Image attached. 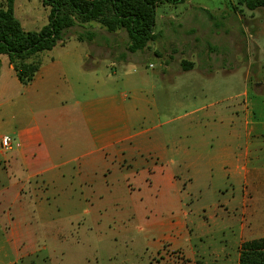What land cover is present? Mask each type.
Segmentation results:
<instances>
[{
  "label": "crops",
  "instance_id": "1",
  "mask_svg": "<svg viewBox=\"0 0 264 264\" xmlns=\"http://www.w3.org/2000/svg\"><path fill=\"white\" fill-rule=\"evenodd\" d=\"M88 25L81 27L90 31L91 52L79 46L87 43L79 37L74 38V45L70 39L59 41L52 50L40 54L41 67L28 85L19 81L8 57L0 56V205L23 202L27 190L44 197L58 196L66 206L87 205L89 200L104 202L105 196L116 200L119 171L127 183L131 175L141 179L149 171L151 186L169 189L170 193L161 194L168 199L178 185L174 169L183 165L185 156L193 172L191 185L199 186L197 197L206 196L215 204L220 189L211 173L218 164L243 186V195H233L229 205L243 201L245 210L248 202L264 206V79L253 85L246 83L244 96L248 99L244 103L190 111H206L204 116L212 118L209 132L202 131L206 129H202L200 117H193L188 124L191 133L184 135L180 123V131L172 127L154 134L152 124L161 115L149 99L155 88L151 77L140 73L119 82L118 70L123 68L124 76L130 74L138 58L127 50L128 43L120 47L107 39L110 50L103 54L97 38L113 33L93 23ZM104 56L115 58L103 63ZM190 56L184 57L178 49L164 55L162 79L175 85L176 91L201 76L197 71L201 55ZM182 105L176 102L171 109L179 110ZM181 117H168L165 123ZM6 135L13 138L9 150L2 146ZM211 142L221 148L214 151ZM14 231L15 223L9 226V232ZM231 231L234 243L229 250L212 242L202 243L209 234L200 228L198 244L192 247L193 263L239 264L242 243L264 237V229L254 234L243 224Z\"/></svg>",
  "mask_w": 264,
  "mask_h": 264
},
{
  "label": "rangeland",
  "instance_id": "2",
  "mask_svg": "<svg viewBox=\"0 0 264 264\" xmlns=\"http://www.w3.org/2000/svg\"><path fill=\"white\" fill-rule=\"evenodd\" d=\"M0 2L6 5V0ZM50 11L44 0H14L15 16L27 31L42 29L49 21ZM154 32L157 37L147 48L131 54L138 58L132 72L124 76V69L120 68L116 76L119 82L140 73L151 77L155 88L149 99L157 104L161 115L152 124L154 134L172 127L180 131V123L184 135L191 133L188 124L193 117H200L202 129H206L202 131L209 132L212 118L204 116L206 111H190L213 106L221 109L236 101L244 103L248 99L244 96L246 83L253 85L264 79L262 8L249 10L238 0L167 3L157 8ZM89 34V30L77 25L68 29L63 39H70L74 45V38L83 35L87 43L79 46L90 53ZM97 39L106 55L110 50V41L106 39L123 47L129 36L126 30H120ZM172 49L183 51L186 58L191 53L201 55L197 61L201 76L177 91L175 85L162 79L164 55ZM116 51V47L112 48L113 53ZM114 58L104 56L102 61L109 63ZM150 63L153 67H149ZM252 98L255 99L249 95ZM176 102L183 105L179 110L171 109ZM180 115L179 121L165 123L168 117ZM210 148L215 151L221 147L211 142ZM183 160V165L173 167L178 185L168 199L162 195L170 193L169 189L151 186L149 171L141 179L131 175V185L123 182L125 178L119 171L116 200L105 196L104 202L89 200L87 205L66 206L58 196L44 197L40 192L33 194L27 190L23 202L1 204L0 264H194L192 247L198 244L200 228L209 234L202 243L212 242L229 250L234 243L231 230L238 229L240 224L254 234L264 229V206L248 202L245 210L243 201L228 204L233 195H243L238 178L231 177L218 164L214 166L211 175L220 195L213 204L206 196L197 197L199 186L191 185L193 172L185 156ZM14 223L15 231L11 233L9 226Z\"/></svg>",
  "mask_w": 264,
  "mask_h": 264
},
{
  "label": "trees",
  "instance_id": "3",
  "mask_svg": "<svg viewBox=\"0 0 264 264\" xmlns=\"http://www.w3.org/2000/svg\"><path fill=\"white\" fill-rule=\"evenodd\" d=\"M185 0H44L51 11L48 23L39 31H27L15 16L14 0L0 2V55H6L19 81L30 84L39 71L40 54L52 50L64 33L74 26L98 23L110 33L126 30L127 50H144L157 34V7L179 5ZM249 10L264 9V0H238ZM89 34L88 40H90ZM92 37V36H91ZM79 39L84 40L83 35ZM184 65V64H183ZM186 68V66H184ZM239 264H264V237L244 241Z\"/></svg>",
  "mask_w": 264,
  "mask_h": 264
},
{
  "label": "built area",
  "instance_id": "4",
  "mask_svg": "<svg viewBox=\"0 0 264 264\" xmlns=\"http://www.w3.org/2000/svg\"><path fill=\"white\" fill-rule=\"evenodd\" d=\"M152 66V65H151ZM13 145V138L9 135L3 136L2 138V146L5 150L11 149Z\"/></svg>",
  "mask_w": 264,
  "mask_h": 264
}]
</instances>
